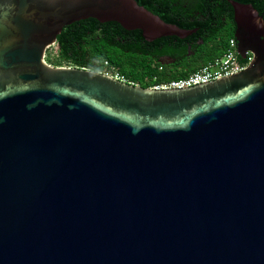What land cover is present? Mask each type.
I'll return each mask as SVG.
<instances>
[{
	"label": "water",
	"instance_id": "1",
	"mask_svg": "<svg viewBox=\"0 0 264 264\" xmlns=\"http://www.w3.org/2000/svg\"><path fill=\"white\" fill-rule=\"evenodd\" d=\"M230 5L246 69L154 90L46 51L86 19L196 30L135 0H0V264H264V19Z\"/></svg>",
	"mask_w": 264,
	"mask_h": 264
},
{
	"label": "trees",
	"instance_id": "2",
	"mask_svg": "<svg viewBox=\"0 0 264 264\" xmlns=\"http://www.w3.org/2000/svg\"><path fill=\"white\" fill-rule=\"evenodd\" d=\"M135 1L166 23L196 31L184 39L171 36L147 42L139 30L126 31L114 22L81 20L62 29L56 39L59 49L49 48L46 62L96 73L116 71L127 81L148 88L185 78L224 54L235 30L230 1L252 5L264 19V0ZM164 59L173 62L161 64Z\"/></svg>",
	"mask_w": 264,
	"mask_h": 264
},
{
	"label": "built area",
	"instance_id": "3",
	"mask_svg": "<svg viewBox=\"0 0 264 264\" xmlns=\"http://www.w3.org/2000/svg\"><path fill=\"white\" fill-rule=\"evenodd\" d=\"M236 46H237L236 40L234 38L230 39L228 42L227 50L224 52V54L221 57L216 58L215 60L204 65L196 72L191 73L185 78H181L177 80H169L165 83H153V85L148 88L154 90L184 89L195 85H200L203 83L214 81L220 78H224L236 74L240 71H243L244 69H246V67L248 66V64L250 63L253 57L251 53L246 52L245 59H240L236 52ZM159 70H162V68L159 67ZM105 74L113 77L118 81L132 85H137L127 81L124 76L120 75L116 71Z\"/></svg>",
	"mask_w": 264,
	"mask_h": 264
},
{
	"label": "flooded vegetation",
	"instance_id": "4",
	"mask_svg": "<svg viewBox=\"0 0 264 264\" xmlns=\"http://www.w3.org/2000/svg\"><path fill=\"white\" fill-rule=\"evenodd\" d=\"M167 61H170V60H167Z\"/></svg>",
	"mask_w": 264,
	"mask_h": 264
}]
</instances>
